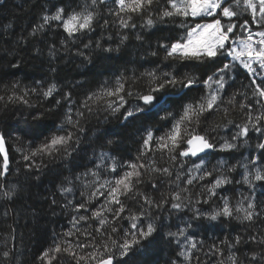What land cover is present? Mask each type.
<instances>
[{
    "label": "snow or ice",
    "instance_id": "1",
    "mask_svg": "<svg viewBox=\"0 0 264 264\" xmlns=\"http://www.w3.org/2000/svg\"><path fill=\"white\" fill-rule=\"evenodd\" d=\"M112 2L116 8L109 9V12L117 18L122 29L137 27L134 16L149 28L158 23L173 22L174 19L178 21L177 28L182 29L183 34L165 37L166 43L158 42V49L164 52L163 60L183 66L190 64L198 71L203 69V72L196 75L154 68L140 73L139 77L121 73L98 83L79 103L72 99L71 92H61L55 82L41 84L37 81L32 87L15 82L8 89L10 94L0 95V102L5 105L19 103L28 107H33L30 98L35 95L50 101L51 106L47 111L63 104V120L54 133H41L44 139L40 143L30 140L15 149L25 162L24 166L30 170L39 169L36 158H40L41 162L44 157L55 159L59 156L62 160L72 158L80 146V134L85 130L84 122L98 112L113 116L120 114V120L126 124L155 115L158 121L167 125L163 135H156L151 128L143 129L146 134L141 140L135 160H120L101 152L100 163L75 176V180L82 183L87 177H92L84 183V187L91 191L86 197L81 192L84 199L79 202L68 201L62 205L64 208L71 207L78 215L71 217V227L57 233L47 249L41 251L38 259L41 264H62L61 257L66 258L68 264H150L146 257L153 251L158 237L166 235L169 242H174L177 247L176 258L170 260L169 264H203L198 253L203 251L204 241L197 242L194 237L198 233L189 231L196 221L201 218L208 221L228 219L248 225L257 222L264 224V199L258 202L256 195L259 188L260 196L264 197V0H163V4L160 0ZM106 4L107 0H84L83 4L67 10L57 6L53 13L41 17L43 22L33 28L30 35L35 36L54 24L68 38L79 39L81 35L95 31L100 17L99 8ZM245 13L248 19H240ZM108 23L106 19L103 21L104 26ZM128 38V35L122 34L120 44ZM136 39L142 37L137 34ZM83 47H93V41L89 39ZM94 47L109 53L120 50L119 45L116 48H105L99 40ZM36 51L39 53V49ZM56 51L55 45H52L48 51L49 57L55 58ZM77 54L84 55L82 51ZM150 55L156 57L158 51H152ZM13 67L19 70L18 64ZM167 67L172 68L173 64L169 63ZM239 69H243L249 79L253 97L251 100L246 92H233L231 95L227 92L232 87L229 81L235 80L232 73ZM192 91L201 94L189 98L187 103L180 104L179 110L173 111L172 106L176 103L174 97L188 98ZM238 96L247 101L239 104L241 110H248L247 119L241 124L232 120L215 124L213 130L227 125L238 129L230 140L224 139L223 143L217 144L207 132L200 131L201 122L221 111L226 117L228 106H235ZM253 110L258 114L253 115ZM43 118L44 113L37 108L33 119ZM250 132L259 134L257 155H250L246 162L238 161L224 171L218 169H223L225 161H218L217 166L211 170L206 167L210 152L217 149L233 152L238 149L241 140L247 144ZM156 153L160 154L161 160L167 157L168 166H157ZM187 161H192L191 167L185 168ZM10 162L6 134L0 131V177L8 175ZM238 167L243 171L240 173L242 181L237 183L247 185L248 194L241 193L234 205L230 197L218 194L217 189L233 183L229 173L235 172ZM102 170L108 175L102 176ZM149 170L163 177L174 176L170 183L176 184L179 190L160 192V199H154L140 188L144 183V173ZM214 172L218 174L213 176ZM209 177L212 179L201 185L202 191L195 203L208 204L215 197L220 201L217 207L211 211H202L193 206L190 222H185L183 227L177 225L175 232L164 233L165 225L162 221L157 222L158 215H154L153 210L168 205L172 210L183 212L192 204L193 193L187 186ZM65 181L58 192L67 197L73 193V187L70 186L73 178L65 177ZM180 182L186 186L180 187ZM151 187L159 191L155 182ZM17 195L15 185L0 184V200L14 203ZM101 197L103 203L90 209L91 202ZM129 201L133 202L132 206ZM51 203L55 205L56 199L53 198ZM134 206L138 207L133 210ZM8 215L10 212L7 207L0 208V216ZM118 221H125L126 226ZM196 227H200V224H196ZM242 240L264 246V234L249 235L247 238L236 235L231 240L225 237L219 243L214 241L206 255L224 257L226 247L227 261L230 264H242L237 254L241 251L238 246ZM2 256L3 264H9L12 253L5 250ZM217 264H224V261L219 260ZM249 264H264V252L253 250Z\"/></svg>",
    "mask_w": 264,
    "mask_h": 264
},
{
    "label": "trees",
    "instance_id": "2",
    "mask_svg": "<svg viewBox=\"0 0 264 264\" xmlns=\"http://www.w3.org/2000/svg\"><path fill=\"white\" fill-rule=\"evenodd\" d=\"M66 1V0H64ZM64 1L62 0H45L43 4V13L51 14L55 11V7H65ZM41 3V1H40ZM84 0H79L78 4H83ZM160 3L163 4V0H160ZM155 7V6H154ZM116 5L112 0H107L106 5H101L99 8L100 17L98 18V24L95 27V31L81 35L79 39H70L66 36V45L65 49L57 54L52 62V72L50 75L43 69L42 63L37 60L24 59L18 56L12 57L9 64L0 70V74L6 76L9 79V82L0 90V95L10 94L8 89L11 84L15 82H20V78L23 75H28L30 79L35 78L36 74L48 75L49 77H56L60 79L74 78L78 83L87 84L91 81L101 82L105 79H109L114 75L125 74L131 76L135 74L139 77L140 73L159 68L163 71H182L188 66H183V64H176L171 61H164L163 56L164 52L162 49H158V42L166 43L165 37L182 35V29L177 28L178 21L173 20V22H166L163 24H157L155 27H145L143 26V21L138 17H133L137 27L135 29H122L119 26L118 20L114 15H111L109 9H115ZM41 15V14H40ZM244 17L240 19H248V14L245 13ZM41 19V18H40ZM108 20L109 23L107 26L103 25L104 20ZM42 20V19H41ZM122 34L128 35V40L123 44H120V37ZM139 34L142 39L137 40L136 35ZM93 41V47L85 49L83 44L88 40ZM99 40L103 47H112L116 48L119 45L120 50L118 52L113 51L111 53L104 52L100 48H95V42ZM78 51L84 53L83 56L78 55ZM152 51H158V55L153 57L150 55ZM169 63L173 64L172 68H168ZM19 65V70L13 65ZM55 69V71H53ZM235 80H230L229 83L232 87L227 89L229 95L234 90ZM21 85H27L32 87L34 85L29 83H21ZM188 98L181 99L179 96L174 97L176 103L172 106L173 111L179 110L181 103H187ZM33 107H28L23 104L13 103L5 105L3 102H0V109L7 110L9 109L8 118H0V131H3L6 134V146L8 147L9 157H10V170L6 177H0V184H5L10 186L11 184H20L25 178H34L45 174L56 169H71L76 161V152L73 153V157L68 160H62L59 156H56L55 159L44 157L41 162L40 158H36V163L40 165L39 169L36 168L28 169L26 168L25 162L21 159L19 153L15 151L16 148L26 145L28 141L32 140L35 143H40L44 139V135H51L56 131L58 126V111L56 108H53L52 111H47L51 106L47 102H44L42 98H38L33 95L30 98ZM239 99L237 97V104L235 106H228V114L225 117L223 111L217 113L214 116H209L211 122L214 124L217 123H226V120H232L236 124L241 117H245L246 109L241 110L239 107ZM39 109L40 112L44 113L43 120L33 119V113L36 109ZM163 115V113H161ZM120 114H117L115 118L106 120L104 123H98L92 125V128H99L103 131L100 142L95 149H92L90 152L93 153V166L94 168L97 163H100L99 154L101 152H106L111 156L117 157L120 160H135V157L138 155L141 140L146 134L144 128L153 129L156 135H163L167 131V125L165 122L158 121V118L155 115L142 120L136 121L134 123H128L121 121L119 118ZM89 131V128L85 129V133ZM200 131H208L203 126V120L201 122ZM219 131L222 133V138L219 143H223L224 139H229L231 134L238 131L233 125H227L224 128H219ZM43 133L44 135H41ZM84 133V134H85ZM230 140V139H229ZM112 141V143H109ZM240 146L238 149L233 152L216 151L210 152L207 161L206 167L211 170L214 166H217L218 161H225L226 163L223 166V169H218V171H224L232 164L239 162H246L249 156L251 155V149L248 144H244L243 140L239 142ZM156 159L158 161V167L168 166L167 157L163 160L160 159V154L156 153ZM252 156V155H251ZM195 159V158H194ZM197 162H199L197 160ZM108 161L105 160V164ZM192 161H187L185 163V168L191 167ZM177 168L179 167V160L177 161ZM251 167V166H250ZM181 172L184 169H179ZM243 171L242 168H237L235 172L229 173L231 175L233 183L226 185L223 188L217 189L218 194L227 195L231 198V202L235 205L236 201L240 199L241 193L247 195L248 189L247 185L242 183H237V181H242L240 173ZM175 172V169H174ZM217 172L213 173V176L217 175ZM108 174L102 170V176H107ZM75 176H71L74 179V183L77 188L84 189L85 197L91 189H86L84 183L91 180L92 177H87L84 182L75 180ZM174 179V176L163 177L159 174L153 173L151 170L144 173L143 180L144 183L140 185L142 191L150 194L154 199H160V192L168 193L169 191H178L176 184H171L170 181ZM212 179L209 177L204 181L195 183L194 185L187 186L193 193L192 204L188 208L184 209L183 212H177L176 210L170 209L168 205H165L163 208L158 210H153L154 215H158L157 222L161 221L165 225L163 232L167 233L168 231H177V225L183 227L185 222H190L192 220L191 208L193 206L200 208L202 211H211L217 207L220 203L217 198H213L209 201L208 204H196L198 194L201 193V185L207 184L208 180ZM155 182L159 191L154 190L151 187V184ZM64 184V183H62ZM59 184V187L62 185ZM182 182H180V187H185ZM58 187V188H59ZM77 190V189H76ZM73 189V193L67 195L65 202L72 201L73 203L79 202L84 197H81L78 192ZM261 189L257 188L256 195L257 201L259 202L264 197L260 196ZM183 195V194H182ZM206 195V194H205ZM201 199L204 196H200ZM100 203H103V198L99 200H94L89 205V208L98 206ZM132 206L133 202H128ZM13 203L0 200V208L7 207L10 215L7 217L0 216V244L9 247L12 257L9 261V264H15V248L17 246L18 238V217L14 211ZM138 206H134L133 210ZM73 215H78L75 213L71 207L65 209L61 216L54 223V231L51 236L49 243L42 245L37 251V258L42 250L47 249L51 244L53 237L57 233H62L71 227L70 220ZM89 223H92L91 221ZM118 223H123L126 226L125 221H118ZM196 224H200V227H196ZM13 229L15 231H13ZM196 231L198 233L194 238L199 242L200 240L204 241L203 251L199 252L200 260L203 264H217V261L223 260L224 264H230L227 261L226 257L228 255L227 248L225 246V256L224 257H213L211 255H206L208 253L210 245L215 241L219 243L221 239L227 237L231 240L234 236L240 235L244 238H247L249 235H259L264 234V224L257 222L252 225L247 223H240L236 220L222 219L217 221H208L207 219L201 218L200 221H196L193 224V229L189 231ZM241 251L237 253L240 256L242 264H249V259L251 252L254 250L256 252H264V246L256 245L253 242H245L242 240L241 245H239ZM177 252V247L174 242L170 243L169 238L166 235H160L158 237V242L155 245L153 251L146 257L150 264H169L170 260L176 258L175 253ZM62 264H68L66 258L61 257ZM259 260V257H257ZM38 264H41L38 259ZM195 264V262H193Z\"/></svg>",
    "mask_w": 264,
    "mask_h": 264
},
{
    "label": "rangeland",
    "instance_id": "3",
    "mask_svg": "<svg viewBox=\"0 0 264 264\" xmlns=\"http://www.w3.org/2000/svg\"><path fill=\"white\" fill-rule=\"evenodd\" d=\"M41 1V3H40ZM45 0H2L0 2V70L6 67L12 57L18 56L24 59L37 60L43 65L44 71L50 75L52 72V62L54 58L49 57L48 51L52 45H55L56 55L61 53L65 47L62 43L66 41L65 33L57 28L54 24L51 27H46L43 31L38 32L35 36L30 35L32 29L43 21L40 19L43 13V4ZM64 0H62L63 2ZM79 3V0H66V10L74 8ZM41 14V15H40ZM244 17V16H242ZM39 49V53H37ZM51 71V72H50ZM195 73L201 75L203 69L196 70L189 66L182 70L181 73ZM48 75L36 74L35 78L30 79L28 75H23L20 78L21 83H29L35 86L37 81L41 84L55 82L61 92H71L72 99L77 103L87 92L94 89L98 81H91L87 84L78 83L74 78L60 79L49 77ZM235 76L234 90L236 92H246L251 100V87L249 79L246 77L243 69H239L232 73ZM9 79L0 74V90L5 87ZM201 93L192 91L189 93L190 98L196 97ZM59 98V95H58ZM43 99V98H42ZM240 103H247L238 96ZM50 105V101H45ZM58 111V126L63 120V104L56 108ZM246 109V113H247ZM258 114L253 110V115ZM117 115V114H116ZM109 115L106 112H98L95 115L88 117L84 122V129L89 128V131L81 133L80 146L76 151L77 161L71 169H56L45 174L35 176L34 178H25L20 184L15 185L18 195L15 202L12 204L14 211L18 217V238L15 248V264H38L37 251L38 249L50 242L54 231V223L61 216L62 212L67 208L62 207L65 204L64 196L58 192L59 184L66 183L65 177L78 175L87 169H92L93 153L103 135V131L99 128L90 126L104 123L106 120L116 117ZM9 109H0V118H8ZM247 115L241 117L238 124L245 122ZM214 123L208 117L203 120V126L208 131V135L214 138L216 143H219L222 138V133L219 128L214 129ZM57 126V127H58ZM85 133V134H84ZM231 134L230 138L232 137ZM259 134L249 133L247 144L250 146L251 155L258 154L257 144L260 142L257 139ZM102 174V173H101ZM80 194L85 192L82 188H77L74 179L70 185ZM55 198L57 203L53 205L51 200ZM10 251L8 246L0 244V264H3V251Z\"/></svg>",
    "mask_w": 264,
    "mask_h": 264
}]
</instances>
